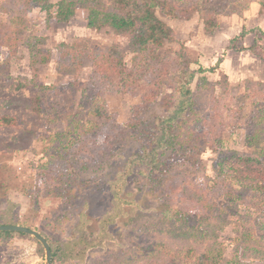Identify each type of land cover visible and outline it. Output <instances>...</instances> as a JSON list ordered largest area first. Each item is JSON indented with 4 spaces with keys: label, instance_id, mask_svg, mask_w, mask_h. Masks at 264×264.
Here are the masks:
<instances>
[{
    "label": "rangeland",
    "instance_id": "1",
    "mask_svg": "<svg viewBox=\"0 0 264 264\" xmlns=\"http://www.w3.org/2000/svg\"><path fill=\"white\" fill-rule=\"evenodd\" d=\"M62 1L0 0V225L82 243L55 264H264V195L217 170L264 151V0H160L172 38L143 50L88 27L108 1ZM34 240L0 236V264H47Z\"/></svg>",
    "mask_w": 264,
    "mask_h": 264
},
{
    "label": "trees",
    "instance_id": "2",
    "mask_svg": "<svg viewBox=\"0 0 264 264\" xmlns=\"http://www.w3.org/2000/svg\"><path fill=\"white\" fill-rule=\"evenodd\" d=\"M103 4L105 0H95ZM109 2L111 9L113 11H99L97 9H91L88 18V27L91 29L102 28L103 26H108L115 30L119 34H131L132 42L131 44L137 50H143L151 45L162 44L163 41L172 38V31L167 26V24L159 18L157 14V8L164 13L172 12L171 9L166 7V3L160 0H106ZM55 6L46 5L42 9L46 12H50ZM75 4L70 0H65L57 5L56 17L60 22H69L76 15V10H74ZM264 9V4L262 6ZM51 15V14H50ZM206 28L209 31H213L216 25L213 23L206 22ZM264 34V33H263ZM247 35V32H243V36ZM233 42V41H232ZM217 69V67H216ZM212 69V72L216 70ZM206 71L205 69L201 70ZM195 78L194 75L190 76L189 84ZM181 100L179 103L176 115L183 112L185 107L191 104L193 91L190 87H182ZM174 117L164 118L162 124L168 125V127H163L162 139H166L168 136L169 129L172 128V123L174 122ZM5 122V119H2ZM259 136H250L248 142L250 145L259 142ZM171 145L170 143H167ZM68 166L70 167L69 163ZM162 167H168L167 162H161L152 169V174L157 175V171ZM217 170L222 174L230 186H235L237 183L239 187L245 189H255L264 195V151L256 150L254 154L249 155L246 153L231 151L230 153L224 154L217 165ZM157 178V176H156ZM156 178L154 180H156ZM5 225H17L12 222ZM25 225V224H23ZM0 236H18L21 238H28V236L20 233H0ZM52 247L53 251V261L54 264L58 261L74 260V261H84L81 257L82 254L78 253L75 256L70 257L75 252V248L82 244L78 242L76 244L70 245V243H53L47 239ZM43 252L44 249L40 243L34 240ZM71 258V259H70ZM82 259V260H81Z\"/></svg>",
    "mask_w": 264,
    "mask_h": 264
},
{
    "label": "water",
    "instance_id": "3",
    "mask_svg": "<svg viewBox=\"0 0 264 264\" xmlns=\"http://www.w3.org/2000/svg\"><path fill=\"white\" fill-rule=\"evenodd\" d=\"M0 233H20L34 238L44 248L47 264H54L52 247L40 232L20 225H0Z\"/></svg>",
    "mask_w": 264,
    "mask_h": 264
}]
</instances>
